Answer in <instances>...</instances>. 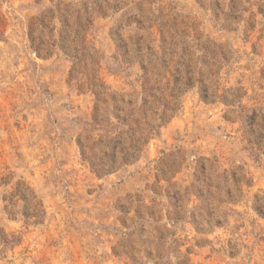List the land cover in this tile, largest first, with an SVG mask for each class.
Returning a JSON list of instances; mask_svg holds the SVG:
<instances>
[{
  "label": "rangeland",
  "instance_id": "obj_1",
  "mask_svg": "<svg viewBox=\"0 0 264 264\" xmlns=\"http://www.w3.org/2000/svg\"><path fill=\"white\" fill-rule=\"evenodd\" d=\"M83 4L92 25L78 36L80 60L58 47L37 57L29 30L36 38L54 27L55 40L68 24L82 31ZM143 73H161L168 86L172 76L184 83L186 73L192 82L210 73L211 91L241 99L206 104L198 83L183 84L140 158L97 176L78 145L89 134V79L134 102ZM254 109L264 114V0H0V177L28 185L46 212L37 226L19 212L8 218L2 197L10 188L0 187V228L20 240L0 247V264H154L157 251L160 263L264 264V156L246 138ZM230 170L244 176L241 186L225 183ZM161 237L177 240L180 255Z\"/></svg>",
  "mask_w": 264,
  "mask_h": 264
},
{
  "label": "trees",
  "instance_id": "obj_2",
  "mask_svg": "<svg viewBox=\"0 0 264 264\" xmlns=\"http://www.w3.org/2000/svg\"><path fill=\"white\" fill-rule=\"evenodd\" d=\"M85 15L87 17V27L82 28V31L71 25H67L66 31L62 29L59 31L60 36L58 40L54 39V27H41L39 37H34L35 31L29 30L28 39L30 49L34 51L35 55L42 59H47L52 56L54 50L58 47L63 52L64 56L71 58L75 61L80 60V52L77 49V45L82 44L83 38L80 37L81 32L84 33L85 29L92 25L90 18L92 11L89 10L87 4H83ZM80 19L78 16L77 20ZM43 20L38 22L42 24ZM67 31H72V35H64ZM49 33L50 38L47 39L45 33ZM128 55L131 53L127 52ZM208 52H205L203 58L209 57ZM156 55V54H155ZM138 58L141 59L142 54L139 51ZM214 59V58H212ZM131 62V61H130ZM203 64L208 67H213L210 61L203 60ZM217 74V73H216ZM186 79L182 83L181 79L173 78L172 86L163 84L162 81L165 76L161 73H143L142 83L140 84V92H136L137 99L133 102H125L122 96L111 95L108 93V88L104 83L98 81L96 76H92L89 79L87 85V91L93 97V110L88 126V136L85 142L78 141L79 148L81 149V155L83 161L89 162L91 170L97 176L108 175L116 171L123 165H130L137 161L145 146L149 143L152 137L159 135V129L165 125L171 118V114L175 111L174 103L178 100L179 95L183 92L180 88L183 84L193 87L194 83L199 84V98L206 104L221 103L225 107H234L241 97L234 95V90L229 89L224 91L221 95H218V89L211 91L209 85L211 74H202L196 81L191 78V73H186ZM70 81L74 80L73 74L70 75ZM192 82V83H191ZM169 84V83H168ZM80 90L83 89L82 85L79 86ZM138 98L140 104L138 105ZM130 107L134 109L130 110ZM243 112L244 109L240 108ZM261 109L252 110L250 117H246L248 124L247 131V143L251 146V149L257 151L256 158L259 159L260 154L264 156V114ZM115 120V122L112 121ZM97 133L98 139L95 141L94 135ZM128 135V138L124 136ZM95 141V142H94ZM104 148L105 151L102 156L92 155L86 156L85 149L88 146H96ZM235 170L224 171L225 183L230 182V179L234 181L236 186H241L245 181L243 175L236 179ZM204 174V173H202ZM241 174V173H240ZM10 177H0V187H9L10 190L3 195V208L2 211L8 218L14 220L18 212L22 214L24 224L26 226H37L44 222L46 217L45 209L41 201H39L24 182L16 181L10 186ZM238 192H241L239 187ZM21 203V209L15 211L18 208V204ZM195 226L201 225L200 221H195ZM206 224H219L218 221L210 222L206 221ZM204 231V229H199ZM161 247L168 246L167 252L174 251L177 255H180L178 248L179 243L175 239H169L161 237ZM20 244V240L12 233H6L3 228H0V247L2 251L12 250L14 247ZM117 256V253H114ZM150 258L154 261V264H169V262L160 263V260L165 258L164 255L157 251L155 255L150 254Z\"/></svg>",
  "mask_w": 264,
  "mask_h": 264
}]
</instances>
